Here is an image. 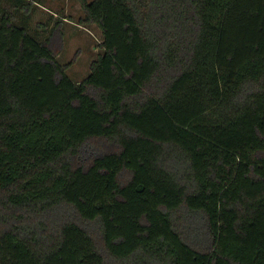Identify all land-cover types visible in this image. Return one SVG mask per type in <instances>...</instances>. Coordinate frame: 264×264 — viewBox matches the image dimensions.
<instances>
[{"label":"trees","instance_id":"obj_1","mask_svg":"<svg viewBox=\"0 0 264 264\" xmlns=\"http://www.w3.org/2000/svg\"><path fill=\"white\" fill-rule=\"evenodd\" d=\"M76 1L78 82L0 18V264H264V0Z\"/></svg>","mask_w":264,"mask_h":264},{"label":"rangeland","instance_id":"obj_2","mask_svg":"<svg viewBox=\"0 0 264 264\" xmlns=\"http://www.w3.org/2000/svg\"><path fill=\"white\" fill-rule=\"evenodd\" d=\"M37 2L28 6L16 0H0V18L8 16L12 24L24 27L38 41L50 40L54 48H59L56 60L69 64L66 68L69 78L81 81L89 74L90 64L100 51V29L94 24L78 23L83 13L76 0ZM57 19L60 22L55 26Z\"/></svg>","mask_w":264,"mask_h":264}]
</instances>
